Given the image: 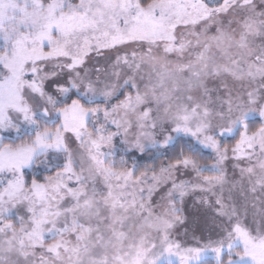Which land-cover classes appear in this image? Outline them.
Wrapping results in <instances>:
<instances>
[{"label": "snow or ice", "instance_id": "obj_1", "mask_svg": "<svg viewBox=\"0 0 264 264\" xmlns=\"http://www.w3.org/2000/svg\"><path fill=\"white\" fill-rule=\"evenodd\" d=\"M0 264H264V0H0Z\"/></svg>", "mask_w": 264, "mask_h": 264}, {"label": "rangeland", "instance_id": "obj_2", "mask_svg": "<svg viewBox=\"0 0 264 264\" xmlns=\"http://www.w3.org/2000/svg\"><path fill=\"white\" fill-rule=\"evenodd\" d=\"M6 143L8 141H5ZM149 163H151L149 161ZM181 179H193V176H183L181 177ZM195 200V197L192 196V197H186L185 198V215L189 216V235L188 237H183V236H180L179 238L180 239H191V229L195 226L193 221L195 219V213H196V208L194 207V204H193V201ZM251 219V218H250ZM184 231L183 228L180 229V232L182 233ZM199 233H197L198 235Z\"/></svg>", "mask_w": 264, "mask_h": 264}]
</instances>
